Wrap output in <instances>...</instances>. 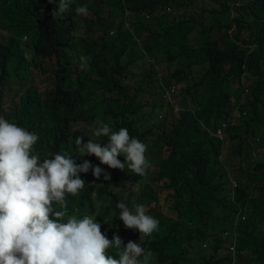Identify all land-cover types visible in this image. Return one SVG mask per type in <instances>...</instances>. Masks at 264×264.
Masks as SVG:
<instances>
[{
    "label": "trees",
    "instance_id": "16d2710c",
    "mask_svg": "<svg viewBox=\"0 0 264 264\" xmlns=\"http://www.w3.org/2000/svg\"><path fill=\"white\" fill-rule=\"evenodd\" d=\"M58 2L0 0V117L39 137L41 162L68 154L103 169L79 174L85 188L68 195V214L96 215L108 239L150 252L149 264H230L223 233L237 206L235 264H264V0H73L63 19L52 16ZM170 85L174 103L162 98ZM226 119L223 142L211 137ZM97 120L147 145L145 176L77 149L78 136L107 143ZM120 201L144 205L158 230L125 228Z\"/></svg>",
    "mask_w": 264,
    "mask_h": 264
},
{
    "label": "clouds",
    "instance_id": "9594fccd",
    "mask_svg": "<svg viewBox=\"0 0 264 264\" xmlns=\"http://www.w3.org/2000/svg\"><path fill=\"white\" fill-rule=\"evenodd\" d=\"M236 1L242 3L244 0ZM72 3L73 0H59L58 8L52 12L53 18L63 19ZM75 11L83 17L89 14L86 5L77 6ZM142 18L151 20L149 15H142ZM126 26L127 32L135 36L134 30L128 24ZM136 42L140 40L136 38ZM90 59L83 55L79 57L81 69L87 68ZM175 91L176 85L164 88L162 98L171 101ZM96 123L94 135L108 137L107 143L102 146L101 142L90 139L85 143L83 137L78 136L75 138L77 149L84 155L95 156L109 168L124 170L127 165L132 173L145 176L152 167L145 155L147 145L131 137L127 128L114 131L102 121ZM231 123L226 119L210 132V136L223 142L224 129ZM38 139L35 133L0 117V264H149L150 252L146 253L138 242L129 241L123 246L118 235L108 239L101 231L96 215L79 218L76 214H68V195L76 196L85 188V180L79 174L91 169L98 179L103 169L93 167L87 160L77 164L68 154H55L54 158L41 162L33 154ZM121 155L124 162L118 159ZM257 159V152H253L250 163L257 164ZM104 179L109 176L105 174ZM229 183L233 199L237 182L229 176ZM93 200L99 207L95 193ZM116 207L125 228L138 231L140 236H151L158 230L159 221L146 214L148 209L144 205L129 207L120 201ZM236 210L232 224L223 233L228 240L230 264H235L236 260L238 236L234 227L237 219L242 222L246 218L237 206ZM66 216L68 218L64 219ZM109 248L118 250V258L108 254Z\"/></svg>",
    "mask_w": 264,
    "mask_h": 264
},
{
    "label": "rangeland",
    "instance_id": "374dc122",
    "mask_svg": "<svg viewBox=\"0 0 264 264\" xmlns=\"http://www.w3.org/2000/svg\"><path fill=\"white\" fill-rule=\"evenodd\" d=\"M37 80V79H36Z\"/></svg>",
    "mask_w": 264,
    "mask_h": 264
}]
</instances>
